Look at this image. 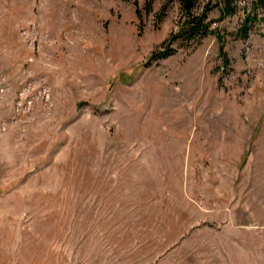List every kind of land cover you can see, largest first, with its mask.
Listing matches in <instances>:
<instances>
[{
    "label": "rangeland",
    "instance_id": "1",
    "mask_svg": "<svg viewBox=\"0 0 264 264\" xmlns=\"http://www.w3.org/2000/svg\"><path fill=\"white\" fill-rule=\"evenodd\" d=\"M182 1L0 0V264H264V0Z\"/></svg>",
    "mask_w": 264,
    "mask_h": 264
},
{
    "label": "trees",
    "instance_id": "2",
    "mask_svg": "<svg viewBox=\"0 0 264 264\" xmlns=\"http://www.w3.org/2000/svg\"><path fill=\"white\" fill-rule=\"evenodd\" d=\"M184 19L181 21L179 28L172 34L171 38L165 44V48L161 51L155 52L153 55L157 60L173 54L177 48L174 47L176 43L179 46L197 45L204 37L207 36L210 30V23L206 21L207 13L198 14L194 9L196 7L195 0H183Z\"/></svg>",
    "mask_w": 264,
    "mask_h": 264
}]
</instances>
